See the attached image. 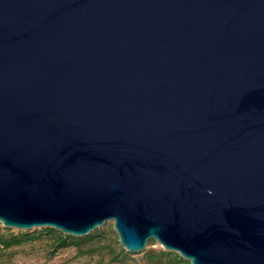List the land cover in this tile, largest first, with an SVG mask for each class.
<instances>
[{
	"label": "water",
	"instance_id": "1",
	"mask_svg": "<svg viewBox=\"0 0 264 264\" xmlns=\"http://www.w3.org/2000/svg\"><path fill=\"white\" fill-rule=\"evenodd\" d=\"M108 220L264 264V0H0V223Z\"/></svg>",
	"mask_w": 264,
	"mask_h": 264
},
{
	"label": "trees",
	"instance_id": "2",
	"mask_svg": "<svg viewBox=\"0 0 264 264\" xmlns=\"http://www.w3.org/2000/svg\"><path fill=\"white\" fill-rule=\"evenodd\" d=\"M43 238L51 240L53 251L73 247L81 253L85 249H90L89 253L92 254L100 252L97 249L98 247H105V252L111 261L124 264H135L128 262V260L132 259L133 253L128 252L122 246H118L117 251L107 246L106 236L104 232L99 229H94L82 236H74L71 234H65L48 226L27 230H12L0 226V251ZM107 247H109V249H106ZM140 259L144 264H190L188 260L182 258L177 252L165 250L162 247L145 250Z\"/></svg>",
	"mask_w": 264,
	"mask_h": 264
},
{
	"label": "rangeland",
	"instance_id": "3",
	"mask_svg": "<svg viewBox=\"0 0 264 264\" xmlns=\"http://www.w3.org/2000/svg\"><path fill=\"white\" fill-rule=\"evenodd\" d=\"M0 226L2 224L0 223ZM17 230L16 228H10ZM104 232L106 243L111 249L117 251L118 235L113 229V221L108 220L103 225L96 227ZM107 247L106 249H109ZM160 244L155 240L147 241L145 247L140 252L133 253L129 263L144 264L140 257L145 250L160 248ZM100 252L89 253L90 249L79 252L73 247L52 250L51 240L48 238L38 239L33 242L25 243L20 246L11 247L0 251V264H124L111 261L106 254L105 247L97 248Z\"/></svg>",
	"mask_w": 264,
	"mask_h": 264
}]
</instances>
